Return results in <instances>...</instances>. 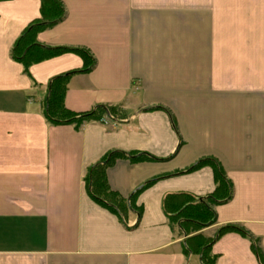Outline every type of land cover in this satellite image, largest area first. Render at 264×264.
Here are the masks:
<instances>
[{"label":"crops","instance_id":"crops-1","mask_svg":"<svg viewBox=\"0 0 264 264\" xmlns=\"http://www.w3.org/2000/svg\"><path fill=\"white\" fill-rule=\"evenodd\" d=\"M64 19L41 31L47 47L88 51L94 65L71 76L64 106L86 113L117 107L122 120L50 125L48 82L82 68L73 53L29 68L11 48L40 17L39 0L0 1V264H201L185 254L162 200L214 191L212 159L232 185L213 207V238L236 226L264 257V0H58ZM108 188L123 199L149 180L125 222L93 200L84 178L108 153ZM215 264H259L248 237L211 245Z\"/></svg>","mask_w":264,"mask_h":264},{"label":"trees","instance_id":"trees-1","mask_svg":"<svg viewBox=\"0 0 264 264\" xmlns=\"http://www.w3.org/2000/svg\"><path fill=\"white\" fill-rule=\"evenodd\" d=\"M8 1V0H0ZM40 17L31 22L21 33L11 48V59L23 68L24 74L29 76V68L45 60L58 57L63 54L73 53L79 56L83 62L82 68L52 78L46 87V95L43 102V114L46 121L53 126L71 124L76 128L85 122L122 120L125 115L117 107L97 105L86 113H73L64 106V96L67 84L71 76L87 73L94 65V60L88 51L78 48L47 47L37 41V35L57 23L65 17V10L58 0H39ZM125 159L132 163L141 161H153V157L144 153H124L112 151L100 162L93 165L87 172L84 182L90 197L101 205L111 210L120 221L125 222L130 211L138 216L141 208L133 205L135 197L146 187L155 182L158 178L152 179L138 187L128 199L121 198L112 192L107 185L105 171L115 160ZM210 166L213 172L215 184L211 194L195 197L189 194H170L162 200L163 213L172 224H176L184 239L183 250L187 254L199 256L201 264H215L216 256L211 253V245L219 237L228 233H237L248 237L251 242V249L259 264H264V257L254 241L244 230L239 227L227 225L217 230L213 238L206 239L201 234L191 236L199 232L207 225L215 223L213 207L226 203L232 196V185L226 179L221 167L212 159H202L182 173H188Z\"/></svg>","mask_w":264,"mask_h":264},{"label":"rangeland","instance_id":"rangeland-1","mask_svg":"<svg viewBox=\"0 0 264 264\" xmlns=\"http://www.w3.org/2000/svg\"><path fill=\"white\" fill-rule=\"evenodd\" d=\"M212 225V224H211ZM211 225H207L206 227H209V226H211ZM217 232V231H216Z\"/></svg>","mask_w":264,"mask_h":264}]
</instances>
